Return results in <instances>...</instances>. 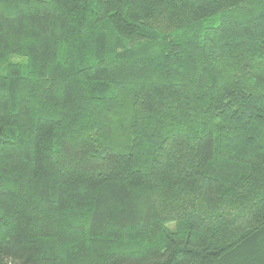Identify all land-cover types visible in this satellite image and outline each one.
I'll use <instances>...</instances> for the list:
<instances>
[{"label":"trees","instance_id":"obj_1","mask_svg":"<svg viewBox=\"0 0 264 264\" xmlns=\"http://www.w3.org/2000/svg\"><path fill=\"white\" fill-rule=\"evenodd\" d=\"M0 264H264V0H0Z\"/></svg>","mask_w":264,"mask_h":264},{"label":"rangeland","instance_id":"obj_2","mask_svg":"<svg viewBox=\"0 0 264 264\" xmlns=\"http://www.w3.org/2000/svg\"><path fill=\"white\" fill-rule=\"evenodd\" d=\"M10 62L14 61V62H20V61H24V58L20 57V56H12L8 59Z\"/></svg>","mask_w":264,"mask_h":264}]
</instances>
